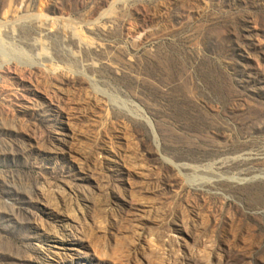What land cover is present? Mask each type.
Here are the masks:
<instances>
[{
	"label": "rangeland",
	"instance_id": "obj_1",
	"mask_svg": "<svg viewBox=\"0 0 264 264\" xmlns=\"http://www.w3.org/2000/svg\"><path fill=\"white\" fill-rule=\"evenodd\" d=\"M0 264H264V0H0Z\"/></svg>",
	"mask_w": 264,
	"mask_h": 264
}]
</instances>
